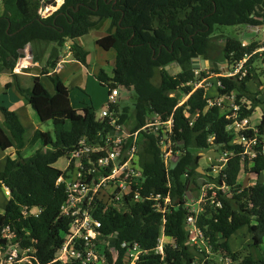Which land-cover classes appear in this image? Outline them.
Listing matches in <instances>:
<instances>
[{"label":"trees","instance_id":"16d2710c","mask_svg":"<svg viewBox=\"0 0 264 264\" xmlns=\"http://www.w3.org/2000/svg\"><path fill=\"white\" fill-rule=\"evenodd\" d=\"M43 1L55 6L53 0H0V73L13 69L24 57L26 46L55 45L43 70L34 78L32 88H22L15 83L17 93L38 121L51 123L52 133L35 130L25 140L26 130L16 113L0 105L3 117L0 150H15L13 155L7 156L0 172V188L9 192L4 212L0 214V231L9 227L16 237L14 243L21 249L31 250L36 258L31 264H51L63 244L61 232L68 229L71 221L61 216L66 193L64 185L57 180L61 176L70 177L75 165L71 162L68 166L69 174L66 166L60 170L54 165L61 158L67 159L81 139L89 145L101 143L102 135L111 126L96 119L92 106L81 110L73 108L69 89L51 71L68 42H72L68 45L72 59L87 65L88 52L77 39L108 21L105 36L98 38L96 44L104 51L116 49L113 74L108 78L99 70L95 78L101 85H108L109 91L117 87L134 91V109L130 115L127 109L118 108L117 101L108 104L107 109L116 114L118 123L131 135L126 147L136 134V143L141 146L137 162L143 171L144 192L154 188V193L168 196L169 203L164 205L161 200L164 213L154 211L153 201H139L117 212L95 200L90 212L101 222V232L115 233L117 242L138 243L145 251L138 264H193L196 259L202 260L207 257L206 253L186 245L185 221L189 215L186 202L193 192L188 187L193 185L199 191L197 180L205 178L204 186H213L207 190L206 201L212 202V207H204L197 226L211 251L222 253L231 264H264L261 249L264 245V181L259 180L264 172V152L260 150L251 162L242 158V147L232 143L234 135L226 130L229 121L220 109L208 107L203 89L191 93V87L186 85L194 80L193 61H210L215 50L212 34L216 27L264 25V0H64L52 14L42 17L38 11ZM261 46L253 42L243 47L240 41L225 38L222 57L229 64L238 62ZM33 56L35 61L41 60L40 53L34 51ZM258 58L254 55L248 64ZM173 63L181 69L176 75L165 69ZM40 76L47 77L53 94L39 81ZM220 80L224 85L220 94L236 90L238 98L251 102L252 108L261 104L256 98L258 93L249 89L253 82L250 73L241 80ZM10 87V83L5 86ZM189 93L188 99L179 105ZM262 105L264 109V103ZM250 112L252 110L246 113ZM155 116L161 122L172 118L173 159L169 160L167 168L158 144L161 131L155 133L145 127ZM258 129L259 135H264V111ZM211 136L213 139L209 142ZM38 142L39 148L23 160L24 148ZM215 145L219 154L227 152L231 157L221 171L210 175L212 170L208 169L205 171L208 175L203 176L196 171L201 157L194 152L209 150ZM242 168L255 177L247 187H242L238 181ZM222 184L227 188L224 192L218 188ZM33 209L38 212L30 213ZM244 228L251 234L249 248L252 252L241 258L239 251H232L229 240ZM161 233L167 241L163 259L154 254ZM117 264H123L120 257ZM206 264L212 263L207 260Z\"/></svg>","mask_w":264,"mask_h":264},{"label":"built area","instance_id":"2783aa9c","mask_svg":"<svg viewBox=\"0 0 264 264\" xmlns=\"http://www.w3.org/2000/svg\"><path fill=\"white\" fill-rule=\"evenodd\" d=\"M52 7L54 6L45 4L43 1L38 11L39 15L44 17L43 9L46 10ZM259 28L262 29L264 34V25L259 26ZM261 44V47L250 55H246L242 60L230 64L227 62L225 70L219 73L210 71L205 73L206 76H203L201 69H193L194 80L186 84L191 87V93L197 89H203L208 107L216 106L220 109V113L229 121L226 130L234 135L232 143L239 144L242 147L241 157H246L250 162L256 158L260 150L264 152V135H259L258 129L260 121L258 125H250L249 116L251 112H246L252 110V104L244 98H238V91L233 90L226 94H220L219 91L224 89L220 78L241 80L248 73L252 77L254 74H261L264 69V40ZM242 46L247 45L242 43ZM29 47L31 46L28 45L24 48V52L27 50V54L23 58L27 55L31 58L34 57ZM254 55L259 56L258 60L248 64V61ZM23 60L25 59L20 61ZM256 62H258L257 65H255ZM259 67H261L262 72ZM213 78H216L215 86L210 83ZM209 89H213L215 94L209 95L207 93ZM191 93L186 95L185 100L182 99L179 105L183 104ZM118 98L119 91L117 89L108 91L107 105L100 111L99 116H96L98 121H106V124L111 126V129L105 135H102L101 143L89 145L85 139H81L78 147L66 159L67 174H69L68 166L71 162L75 165L74 172L68 178L61 176L57 180V183L64 185L66 193V200L61 206V216L69 218L71 222L68 229L61 232L63 244L57 250L51 264H67L69 262H77L78 264H117L119 257L123 264H138L145 251L136 242H117L115 233L103 234L101 232V222L94 218L90 212L93 202L96 200L102 203L105 208L111 207L117 212H123L128 205H133L139 201H153L152 208L158 213H164V209L161 208V200L164 205L169 203V197H161L160 194L154 193V188H151L147 193L144 192L143 171L137 162L139 145L136 143V134L132 136V143L130 142L129 146L126 147V140L131 135L123 125L118 123L119 118L116 114L107 109L108 104L115 103ZM172 125V118H169L166 122H161L155 116L153 122L145 126L155 133L161 131L158 144L165 168H167L169 160L173 159ZM212 139L211 136L209 142ZM210 150L214 152V155L215 153L219 154L216 145ZM230 157L231 154L227 152L220 154L216 161L214 160L215 163L211 165L212 172L210 175H215V173L221 171ZM85 165L87 168H85ZM109 184L116 185V190L113 194L105 196L102 191ZM203 188L207 191L211 190L213 186L205 185ZM218 188L222 192L227 189L224 184ZM121 191L124 193L119 198L118 193ZM206 191L203 198H201V201L204 200V202L199 204V208L192 210L186 204L189 209V215L185 221V229L188 232L186 245L194 247L200 253L204 252L207 255L202 260L196 259L193 264H206L211 250L208 241L203 237L197 226V218L204 212V207L207 205ZM217 206L221 207V204H217ZM37 212L38 209H33L30 213ZM15 239V234L9 227L1 229L0 264H31L32 261H36V258L31 254V250L21 249L17 243H14ZM166 242L163 233H161L156 241L154 254L162 259L164 258V245Z\"/></svg>","mask_w":264,"mask_h":264},{"label":"rangeland","instance_id":"374dc122","mask_svg":"<svg viewBox=\"0 0 264 264\" xmlns=\"http://www.w3.org/2000/svg\"><path fill=\"white\" fill-rule=\"evenodd\" d=\"M55 2V6L48 9H43L44 17L49 16L52 14L56 9H58L64 0H53ZM108 27V23L104 22L100 25V27L95 28L89 34L83 36L81 40V44L84 49L88 52V62L90 67L87 68V72L84 67L76 68L73 71V74L69 77L68 80L65 81L66 87L69 89V98L71 101L72 107L81 110L85 105H91V100H94V109L96 116H99V113L102 109L106 107L107 103V96H108V85H101L95 78L94 74L92 73L95 69V74L102 70L108 78L112 77V70L114 68V60L116 49H111L110 51H104L101 49L97 44L96 40L100 37L105 36L106 29ZM225 38H232L235 40L240 41L241 43H245L246 45L250 43H262L264 40V34L262 29L257 27L255 30H252L251 27L248 26H218L214 30L212 34V44H214V52L210 55V61L208 64L205 63V68H199L203 72V76H206L205 73L210 72L212 70L213 73L221 72V69L226 68L227 62L223 60L221 47L224 43ZM66 48V47H65ZM68 50V49H67ZM72 58V57H71ZM205 61V60H204ZM258 62L255 63L257 65ZM195 67L199 66L194 62ZM260 65V64H259ZM180 68L176 63L169 65V71L172 75H176L179 71L177 70ZM215 69H218L219 72H216ZM259 69L262 72L261 67ZM253 82L249 84V89L252 93H258L256 98L259 99L261 104L254 105L252 108V112L249 116L250 125L255 126L258 125L260 118L263 114V105L264 103V69L261 74H254L253 75ZM47 80V79H45ZM48 82V81H47ZM44 81V83L47 84ZM87 84L88 89L86 90L84 85ZM156 82V81H155ZM216 78L211 79L210 83L215 86ZM84 88V89H83ZM119 91V98L117 99L118 108L120 110L127 109L128 114L130 115L134 109V102H135V93L133 90H127L122 87H117ZM209 95H214L215 91L213 89H209L207 92ZM185 96L182 99L185 100ZM213 98V97H212ZM1 100V97H0ZM181 102V101H180ZM31 114L36 116L35 113L30 109ZM39 123V129L42 131H48L52 133V125L50 122L47 123ZM141 151V146L138 147L137 153ZM197 156H200L201 159L198 164V168L196 171L201 175H208L205 171L211 169V165H213L214 160L220 154L214 155L212 150H203V151H195ZM66 158H61L57 161L54 165L55 168L63 170L66 166ZM215 166V165H214ZM254 176V175H253ZM251 174L245 172L244 168L241 169V172L238 177V181L242 187H247L249 184L255 181V177ZM207 179L205 178H198V182H200L201 186L199 187V191H197L193 185H189V190H193L192 193H189V197L187 199L186 204L191 207L192 210L197 209L200 207L201 198H203L205 194L204 181ZM259 180L262 182L264 181V172L261 174ZM203 189V190H202ZM116 190V185H107L103 189V193L105 196L113 194ZM195 190V191H194ZM207 192V191H206ZM123 191L118 193V197L121 198L123 195ZM0 198L6 200L3 196V193L0 192ZM212 202H207V206L212 207ZM35 212V211H34ZM230 247L232 251H239L241 254V258L251 253L252 250L249 248V245L252 243L251 234L244 228L239 230L235 235L231 237L229 240ZM262 251L264 252V245L261 247ZM210 250V249H209ZM260 253V252H259ZM208 261L212 264H231L229 258H225L224 255L220 252H213L209 251Z\"/></svg>","mask_w":264,"mask_h":264},{"label":"crops","instance_id":"0c3cea01","mask_svg":"<svg viewBox=\"0 0 264 264\" xmlns=\"http://www.w3.org/2000/svg\"><path fill=\"white\" fill-rule=\"evenodd\" d=\"M106 22L109 25V22L108 21ZM251 29L253 30V28ZM80 39L81 38L77 39V43L80 46H82ZM71 43L72 42H68L67 44H65L66 48L64 47L61 50L62 52L58 57L57 65L55 69L51 71L52 73H56L60 77V79L62 80L65 86H66L65 81L69 79V77L73 74V71L76 68L84 67L87 72V68L90 67V64L88 62L89 55L87 56V60H86L87 65L85 66L71 58V54L67 50L69 48L68 45ZM54 48H55V45L52 43L31 46L29 47V49H31L32 54L34 51H36L37 54L39 53L41 54L40 61H35L34 57L31 58L30 56L27 55L25 58H21V59H25L22 62L20 61L21 59L19 60L20 61L19 63L17 61L11 71H4L0 73V97H1L0 105L7 107L8 109L16 113L21 124L26 130L25 140H28L32 136L35 130H40L39 123H38L39 121L36 116H33L31 114L30 108L25 104L24 99L17 93L15 89V83H18L22 88H27V89L32 88L34 85V78L37 77L38 74H40V71L43 70L42 68L44 67L46 60L49 58ZM26 54H27V50H25L24 56ZM194 62L196 64H199V66L195 67ZM208 62L209 61H204L203 59H196L193 61V68L194 69H198L200 67L205 68L204 65L205 63L208 64ZM224 70L225 69H221V71H224ZM92 73L94 74V76L97 74V73L95 74V69L93 70ZM45 79H47V77L45 76L39 77V81L42 83V85H44L46 90L50 94H53L52 85L49 82H47V80ZM44 81L47 82V84L44 83ZM9 83L11 84V87L5 88L6 84H9ZM81 85H84L86 90L88 89L86 82L85 84H81ZM94 103L95 101L91 100V105H85L84 107L92 106L94 108ZM2 123H3V117L0 114V126L2 125ZM40 131L43 133L48 132V131H42V130ZM39 146H40L39 142L31 148L29 146L28 147L26 146L22 153V159L26 160L27 158H29L39 148ZM14 151H15L14 149H11L6 152H3L0 150V172L3 171L5 167L7 156L13 155ZM0 192L3 193V196L6 198V200H4L3 202H2L3 199L0 198V214H2L4 212V206L7 202L9 192L4 187L0 188Z\"/></svg>","mask_w":264,"mask_h":264},{"label":"water","instance_id":"95a60500","mask_svg":"<svg viewBox=\"0 0 264 264\" xmlns=\"http://www.w3.org/2000/svg\"><path fill=\"white\" fill-rule=\"evenodd\" d=\"M260 10H261V8H260ZM165 69L169 72V74H171V72L169 71V66H166ZM193 69H194V68H193ZM177 70L179 71L178 73H180L181 69L178 68ZM178 73H177V74H178ZM171 75H172V74H171ZM197 185L200 187V186H201L200 182H198Z\"/></svg>","mask_w":264,"mask_h":264},{"label":"flooded vegetation","instance_id":"af4514ba","mask_svg":"<svg viewBox=\"0 0 264 264\" xmlns=\"http://www.w3.org/2000/svg\"><path fill=\"white\" fill-rule=\"evenodd\" d=\"M253 28V27H252ZM256 28L254 27L253 30H255Z\"/></svg>","mask_w":264,"mask_h":264}]
</instances>
